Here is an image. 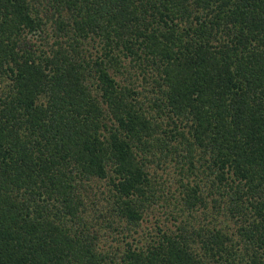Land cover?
I'll list each match as a JSON object with an SVG mask.
<instances>
[{
	"label": "trees",
	"instance_id": "trees-1",
	"mask_svg": "<svg viewBox=\"0 0 264 264\" xmlns=\"http://www.w3.org/2000/svg\"><path fill=\"white\" fill-rule=\"evenodd\" d=\"M0 264H264V0H0Z\"/></svg>",
	"mask_w": 264,
	"mask_h": 264
}]
</instances>
